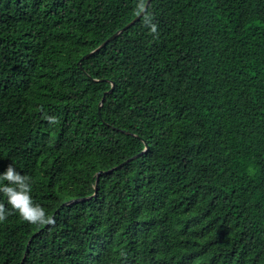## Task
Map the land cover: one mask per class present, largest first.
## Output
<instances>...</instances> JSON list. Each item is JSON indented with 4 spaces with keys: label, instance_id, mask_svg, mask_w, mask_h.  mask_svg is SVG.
Listing matches in <instances>:
<instances>
[{
    "label": "trees",
    "instance_id": "1",
    "mask_svg": "<svg viewBox=\"0 0 264 264\" xmlns=\"http://www.w3.org/2000/svg\"><path fill=\"white\" fill-rule=\"evenodd\" d=\"M145 2L0 0V264H264V0Z\"/></svg>",
    "mask_w": 264,
    "mask_h": 264
},
{
    "label": "clouds",
    "instance_id": "2",
    "mask_svg": "<svg viewBox=\"0 0 264 264\" xmlns=\"http://www.w3.org/2000/svg\"><path fill=\"white\" fill-rule=\"evenodd\" d=\"M151 31L156 32L153 25ZM7 181L8 184L0 183V192L7 198V203L11 206V211L7 210L4 203L0 202V222H4L13 212L32 224L44 225L54 223L53 219L46 214L44 208L35 204L31 197L30 177L22 176L10 164L7 169L0 173V182Z\"/></svg>",
    "mask_w": 264,
    "mask_h": 264
},
{
    "label": "water",
    "instance_id": "3",
    "mask_svg": "<svg viewBox=\"0 0 264 264\" xmlns=\"http://www.w3.org/2000/svg\"><path fill=\"white\" fill-rule=\"evenodd\" d=\"M150 0H146L144 6L142 7V9L139 11V13L131 20L129 21L127 24L124 25V27H122L121 29L117 30L115 33H113L111 36H109L102 44L104 45L108 40L112 39L114 36H116L117 34H119L122 30H124L125 28H127L129 25H131L135 20H137L145 11L148 3H149ZM113 88V83L111 82V87L108 89V91L112 90ZM102 101H103V98L100 100L99 102V105H98V108L100 107V105L102 104ZM98 174V173H97ZM75 200V199H73ZM69 202V201H67Z\"/></svg>",
    "mask_w": 264,
    "mask_h": 264
}]
</instances>
